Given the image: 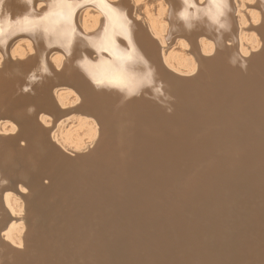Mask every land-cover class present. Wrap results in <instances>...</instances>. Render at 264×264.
Segmentation results:
<instances>
[{
	"label": "bare ground",
	"instance_id": "1",
	"mask_svg": "<svg viewBox=\"0 0 264 264\" xmlns=\"http://www.w3.org/2000/svg\"><path fill=\"white\" fill-rule=\"evenodd\" d=\"M168 2L151 17L135 0H0V119L34 125L20 107L34 101L56 118L90 111L104 126L97 140L76 118L61 126V150H75L71 162L56 148L70 162L64 192L19 194L29 246L2 239L0 264H264V0ZM195 35L213 40L190 50L196 76L163 81L165 62L178 60L155 47ZM181 64L195 69L190 56ZM60 83L81 105L56 112L63 96L44 87ZM2 139L0 188L37 185L39 161ZM8 229L17 243L22 230Z\"/></svg>",
	"mask_w": 264,
	"mask_h": 264
},
{
	"label": "rangeland",
	"instance_id": "2",
	"mask_svg": "<svg viewBox=\"0 0 264 264\" xmlns=\"http://www.w3.org/2000/svg\"><path fill=\"white\" fill-rule=\"evenodd\" d=\"M139 1L142 5V8L149 9L151 7H154L153 10L148 11V15H150L151 17L157 16L156 10L158 7H161L165 11H168V9L170 8V3L168 2V0H135V2H139ZM42 3L45 4L46 2L42 1ZM157 3H160L161 5L156 6ZM234 5L236 6V11H235L234 16H235V19L237 20L238 14L241 11V4L238 1H235ZM243 8H245V10L242 11L243 13L247 9H249L246 4L243 5ZM130 15L134 16V18L136 20H139L140 18L143 19V17H144L142 14L130 13ZM249 23H250V21L247 19L246 24L249 25ZM240 33L241 34L242 33L247 34V31L244 28L239 29L237 32V37ZM192 37H193L192 39H188L186 37L175 36L170 40L171 42H169V43L166 39L163 40V45L167 44V46L155 47V49H160V52L162 53V55L166 54L167 52H171V54L174 57V60L175 59L178 60V63H175V62L173 63V62H171L172 60H168L169 62H165V64L164 63L163 64L165 66L169 65V67H171L173 70H175L176 72H178L182 75H187V74L194 72V70H196L198 67V61H197V59H195L194 53H192L190 50H185V49H187V48L192 49L193 47H197L201 41H204L205 43H208V42L213 43V40H211L207 37H204V36H200V35H197V36L195 35ZM256 37L258 39V43L263 42L262 36L256 34ZM20 39H22V40L24 39L27 43H30L33 50L35 49L32 45L33 44L32 39H30V38H20ZM22 40H20V41H22ZM191 40H193L192 44L190 42ZM224 44L226 46H234L237 43L234 39L227 37L226 39L224 38ZM46 54H47V58L51 59L56 54V50H54V51L49 50V51H47ZM58 55H59L58 57H60V58L67 59V55L64 52H61ZM189 56L194 61L195 69L193 71L184 69L185 67L181 64ZM166 64H168V65H166ZM163 72H165V71H163ZM149 88H151V86L148 85L147 90L154 91L156 89V87H152V89H149ZM44 90L51 92L52 95H56V97L58 95L63 96L62 102L55 103L54 107H55L56 112L60 111L61 109H64L63 111L67 110L68 108L73 106L74 103L78 102L81 99V94L79 93V91L76 88H74L70 85H67V84H62V83H60V84H48L47 86L44 87ZM30 105H34V106L39 107L41 104L38 102L32 101V102H25L24 104H21L20 107H25V106H30ZM79 105H81V104L74 106V108L78 107ZM8 110L13 111V109H11V108H9ZM52 110H53V108H52ZM54 114H55V112L52 114L51 112L47 113L46 111L45 112H39L38 111L35 113L34 116H35L37 121L42 120L45 122L46 125H51L54 123L55 127L57 125H64L68 121H69V124L67 126H69L72 124V121L76 118L77 121L84 122L90 128L89 132L92 133V137L97 136L99 134V129H100L99 123H98L95 115H93L90 111H88V113H86L84 111L80 112L77 110L70 111V112H64L63 114H61V116H59L57 118ZM7 125H8V127L6 128L5 126H7ZM139 125H140V128H143L146 126V122H140ZM11 127H13V128L17 127L16 123L11 121V120H8V119H4V120L2 118L0 119V133L9 131L11 129ZM52 131H53V129L50 130V132H52ZM54 136H55V133H54ZM50 141H53L52 138L50 139ZM20 143H23V140H21ZM89 149L90 148L88 147V144H87L85 147V151H89ZM67 152L72 153L71 150H67ZM70 161L72 162L71 159H70ZM68 163H70V162L68 161ZM47 181H48V178L42 179V182L46 183ZM163 186L164 185H162L161 187H163ZM26 191H28V187L25 184L20 183V181H17L16 183L14 182L11 185L10 189L8 188L5 191L4 190L2 191L3 194L1 193V196H4V194H6V195L8 194V196H10L11 199H14V200L16 199L15 201H18V203H19L18 207L19 208L14 209L12 205H9V209L11 210L10 214H9L10 217L7 215L5 216L4 219L7 222H3L4 220L0 221L1 224L2 223H4V225H5V223L7 224V225H5V227H3V224L0 225L1 226L0 229H2V230H0V237L2 234V237L0 238V243L2 242L1 241L2 239L4 240L6 238V235H4V234H6V232L8 231V228L19 227V229H21L23 232V230L26 226L25 221H24L23 217H21V218H17V217H18V215L21 216L22 214H24L26 212L25 202H24L23 198L21 197V195H19L20 192H26ZM20 204L22 205V207L20 206ZM15 210H19V211H15ZM20 212H21V214H20ZM22 232H21V234H22ZM20 237L21 238L19 240H21V242H20V245H21V244H23V241H22L23 235H20ZM19 240L17 241V243H15L16 242L15 240H13L12 242L15 245L16 244L19 245ZM3 246H4V244H3Z\"/></svg>",
	"mask_w": 264,
	"mask_h": 264
},
{
	"label": "flooded vegetation",
	"instance_id": "3",
	"mask_svg": "<svg viewBox=\"0 0 264 264\" xmlns=\"http://www.w3.org/2000/svg\"><path fill=\"white\" fill-rule=\"evenodd\" d=\"M154 7H151V9H153ZM138 22V20H136ZM192 44V41H190ZM185 50H192L191 48H187ZM66 59H63V62H65ZM166 71L168 72L165 74V79L163 81H166L167 83L172 82L174 80H176L177 77H195L197 74V70H195L194 72L187 74V75H182L178 72H176L175 70H173L171 67L169 66H165ZM171 76L174 77L171 79ZM162 83V82H161ZM164 84L162 83L161 85L158 86L159 92L161 93V95L163 94V92L165 90H163ZM78 90V89H77ZM44 91V90H43ZM79 91V90H78ZM80 93V92H79ZM85 99L84 96L81 95V99L76 102L73 106H71L70 108H73L74 106L82 103V99ZM43 110V107H42ZM64 109H61V111H63ZM22 111H25L26 114L28 113L29 115V122H31V126H27L25 127L22 124V121L20 119H15V123L17 125V127L12 128V130L10 129L7 132H1L0 133V138L4 141L10 140L11 142L22 146L23 148H27L31 151V156H33V159H36L39 161V167L40 169L38 171H36L35 176L33 177V181H32V185L33 182L37 183V185H33L30 186L31 184H26L28 187V191L26 192H20L21 195H26L28 196L30 193H32L35 189H37V193L40 192L42 195L45 194V201H50V197H55L57 199L60 198V194L64 192L63 185H61V182H63V177L66 176L67 177V173H69V168L67 167V165L69 164L68 161H65V158H71L73 156V153H75V150L73 149H66V150H61L60 148V138H59V134H60V128L61 126H65L67 123H69V121L67 123H65L64 125H60V126H54V123L51 125H46L44 121L40 120L37 121L35 118V113L36 112H41L40 107L38 106H28V107H23ZM19 112V111H18ZM97 121L99 123L100 129H99V134L97 136H95V139H102L104 136V129H103V123L102 120L97 118ZM6 128L8 127L5 126ZM55 127V128H54ZM53 129L52 132H50V130ZM50 132V133H49ZM55 133V136H54ZM52 138L53 141H50V139ZM23 140V143H20V141ZM58 150H61L64 154V157L59 158V154H58ZM56 149V151H55ZM67 150H71L72 153L67 152ZM42 151V152H41ZM46 156L45 159H43V161H41L40 156L42 155ZM60 160V165L57 164L53 167V163L55 161ZM64 168H66V170H64ZM43 178H48V181L42 182ZM31 182V181H30ZM42 183V184H41ZM12 185V184H11ZM36 187V188H34ZM59 187H61V190L59 191ZM3 189L0 188V217L5 218V216H9L10 214V209H9V205H12L13 208L15 209L17 206V202L14 199H11L10 196L7 195V206L4 205L3 203V198L1 196V191ZM41 197V196H40ZM26 202L27 199L25 198ZM38 200L39 199V193H38ZM44 201V200H43ZM26 205V203H25ZM26 208V212L24 214H22L21 216L18 215V217H26L27 216V212H28V205L25 206ZM10 217V216H9ZM17 217V218H18ZM25 219V218H24ZM27 224V222H25ZM28 225V224H27ZM28 230V226H25L23 233L21 235H23V244H21V246H15V244H13V242L11 240L14 239V232H11L13 230L8 229V231L6 232V238L4 240H2L5 245L10 248H14L19 251H23L26 250V245H28L25 236H27V231L26 233L25 230ZM26 249H25V248Z\"/></svg>",
	"mask_w": 264,
	"mask_h": 264
}]
</instances>
